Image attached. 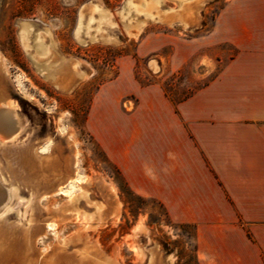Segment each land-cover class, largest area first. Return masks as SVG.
Masks as SVG:
<instances>
[{"label":"rangeland","instance_id":"374dc122","mask_svg":"<svg viewBox=\"0 0 264 264\" xmlns=\"http://www.w3.org/2000/svg\"><path fill=\"white\" fill-rule=\"evenodd\" d=\"M75 1L0 0V54L8 65L0 66V96L16 103L21 121L20 132L0 142L7 207L0 208V264H199L196 227L174 223L160 202L135 195L87 122L99 90L123 68L133 69L143 87L159 83L175 102L208 84L237 53L214 39L228 0L196 2L188 28L179 15L185 0H162L161 12L176 10L173 22L135 15L130 0ZM97 6L110 19L100 32L99 21L90 20L99 18ZM83 16L85 26L79 24ZM23 24L31 27L27 45ZM83 29L87 33L79 36ZM40 36L53 43L58 60L80 62L78 70L89 76L83 73L70 90L57 88L47 72L52 60L38 49ZM158 55L161 74L151 67ZM72 186L73 205L64 193ZM95 205L102 206V222L85 229L75 212L91 213Z\"/></svg>","mask_w":264,"mask_h":264},{"label":"crops","instance_id":"0c3cea01","mask_svg":"<svg viewBox=\"0 0 264 264\" xmlns=\"http://www.w3.org/2000/svg\"><path fill=\"white\" fill-rule=\"evenodd\" d=\"M226 4L214 39L237 53L216 77L175 102L123 68L87 127L135 195L196 227L199 264H264V0Z\"/></svg>","mask_w":264,"mask_h":264},{"label":"bare ground","instance_id":"6f19581e","mask_svg":"<svg viewBox=\"0 0 264 264\" xmlns=\"http://www.w3.org/2000/svg\"><path fill=\"white\" fill-rule=\"evenodd\" d=\"M198 1H200V0H185V2L183 1L184 4L182 5V14H179V15H180L181 22H182L184 28H188L190 26V24L193 22L192 17H191L193 14L191 15V12L196 9L197 5H195V4ZM161 5H162V0H130L129 10H131L135 15H141L144 17L145 16L150 17L152 15H156L159 18H162L163 20H165L167 22L175 21L174 18H176V16L174 13H176V10L175 11L174 10H165L164 12H161V8H160ZM95 8L97 10V15L99 16V18L96 19V18H94V15L91 14L93 16L90 15L91 16L90 20H92L91 23H93L94 20L99 21L100 25H99V28L97 30L100 32V31H102V29H101L102 24H104V25L108 24L107 22L110 19L107 17H104V15L106 16V14L101 12V8H99V6H97ZM144 26H145L144 22L140 23L139 26L137 27L138 31H141ZM30 32H31V27L28 24H23L22 30H21V37H22V40L24 41V43L26 45L28 44V41H29ZM46 32H47L46 33L47 35H51L49 31H46ZM42 38H43L42 36H40L38 38V41L41 44L38 47V49H39V51L43 52L42 56L49 57V59L52 60L48 63L47 72H49L50 75L52 76L53 83L57 88H59L60 90H70L73 87L77 78H79L83 73H84L83 74L84 77L89 76V74H87L88 72H86V71L81 72V70H78L82 65L80 62L77 61V62H74L72 64H67L66 62L58 60V58L56 57L57 54H55V49L53 48V43L51 44V46L46 45L44 39H42ZM39 51H36V53L39 56H41V54H40L41 52H39ZM0 66H2L4 68L5 67L8 68L7 61L4 58V56H2L1 54H0ZM151 67L153 69H156L155 64H152ZM29 96L32 98L34 97L31 93H29ZM17 107L18 106L16 105V103L13 102L6 95L0 96V142L7 140V139L14 138L21 130V121H20L18 113H17ZM74 158H75V167L77 169V164H76L77 158H78L77 151L75 152ZM78 173H79V170H78ZM79 174H75V176L79 175ZM78 177L79 176H77L75 178V181H78L80 184L81 180ZM75 189L76 188L72 186L71 188L64 191V193L66 194V196L68 198V202L71 203L72 205H73V202L77 199V191ZM2 190L3 189L0 185V208L5 206V205H3L4 201H5V197H4L5 194H2V192H1ZM61 191H63V190H60V192ZM110 192L115 197L116 193H115V190L113 188L110 189ZM7 198L12 200V198H13L12 194H7ZM7 201H9V200H7ZM6 205H7V203H6ZM119 206L120 205H118V208H119ZM6 210L8 211L9 208ZM102 210H103L102 206L95 205L94 209L91 213H81L78 210H76L75 215L77 218H81L84 220L83 225H84L85 229H90L92 226L91 223L93 221L97 222V223L102 222ZM4 211H5V209H4ZM115 215H116V217H119V214L117 215V213H116ZM141 229H142V224L137 225L135 227L134 232L135 233L141 232L140 231ZM138 252H139V249H138ZM138 252L136 251L137 254H140Z\"/></svg>","mask_w":264,"mask_h":264}]
</instances>
